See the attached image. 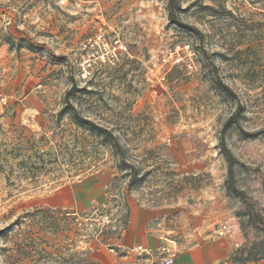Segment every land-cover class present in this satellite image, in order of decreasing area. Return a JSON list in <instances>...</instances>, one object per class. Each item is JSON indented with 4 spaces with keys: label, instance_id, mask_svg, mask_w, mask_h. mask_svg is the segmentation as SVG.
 I'll list each match as a JSON object with an SVG mask.
<instances>
[{
    "label": "rangeland",
    "instance_id": "374dc122",
    "mask_svg": "<svg viewBox=\"0 0 264 264\" xmlns=\"http://www.w3.org/2000/svg\"><path fill=\"white\" fill-rule=\"evenodd\" d=\"M178 3L0 0V264H151L120 247L135 206L239 224L221 139L264 207V0ZM95 176L102 204L44 203Z\"/></svg>",
    "mask_w": 264,
    "mask_h": 264
},
{
    "label": "crops",
    "instance_id": "0c3cea01",
    "mask_svg": "<svg viewBox=\"0 0 264 264\" xmlns=\"http://www.w3.org/2000/svg\"><path fill=\"white\" fill-rule=\"evenodd\" d=\"M23 99H29L26 94ZM105 182L100 176L65 183L46 192L44 203L52 208L86 210L105 201ZM227 228L222 235L217 230ZM243 236L233 217L227 221L201 220L195 216L172 215L169 210L141 205L131 209L120 247L125 261L135 256L133 249L142 245L150 254H142L151 264H225L242 244ZM136 257V256H135Z\"/></svg>",
    "mask_w": 264,
    "mask_h": 264
},
{
    "label": "trees",
    "instance_id": "16d2710c",
    "mask_svg": "<svg viewBox=\"0 0 264 264\" xmlns=\"http://www.w3.org/2000/svg\"><path fill=\"white\" fill-rule=\"evenodd\" d=\"M169 20L179 23L176 11L179 9L178 0H167ZM80 126H86L89 121L76 120ZM234 122V121H232ZM245 137H254L256 132L243 131ZM220 152L223 155L228 169L227 189L240 200V207L235 213L239 220V227L244 236V248L231 259L233 264H249L264 260V207L249 196L245 191L237 189L233 183L234 166L240 164L239 160L228 149L224 139L220 142Z\"/></svg>",
    "mask_w": 264,
    "mask_h": 264
},
{
    "label": "built area",
    "instance_id": "2783aa9c",
    "mask_svg": "<svg viewBox=\"0 0 264 264\" xmlns=\"http://www.w3.org/2000/svg\"><path fill=\"white\" fill-rule=\"evenodd\" d=\"M179 59H180L179 56H175V58L173 59L174 60L173 63L178 62ZM226 228H227L226 224H222L220 226V228L217 230L218 235H222L225 232ZM131 251H133V253H135L137 255L150 254L151 253L149 248L144 247L142 245L135 246L133 249H131ZM171 263H172V258H168L164 261V264H171Z\"/></svg>",
    "mask_w": 264,
    "mask_h": 264
}]
</instances>
